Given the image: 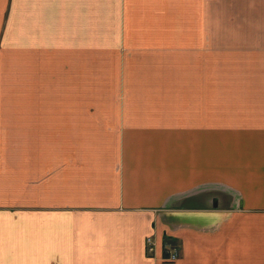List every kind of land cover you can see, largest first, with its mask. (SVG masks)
<instances>
[{"label": "crops", "instance_id": "1", "mask_svg": "<svg viewBox=\"0 0 264 264\" xmlns=\"http://www.w3.org/2000/svg\"><path fill=\"white\" fill-rule=\"evenodd\" d=\"M0 264H264V0H0Z\"/></svg>", "mask_w": 264, "mask_h": 264}, {"label": "built area", "instance_id": "2", "mask_svg": "<svg viewBox=\"0 0 264 264\" xmlns=\"http://www.w3.org/2000/svg\"><path fill=\"white\" fill-rule=\"evenodd\" d=\"M147 245V253L153 254L154 253V242L152 238H148L146 241ZM179 258V251L176 247H173L171 244L166 245V255L164 257L165 261L168 262H175Z\"/></svg>", "mask_w": 264, "mask_h": 264}]
</instances>
